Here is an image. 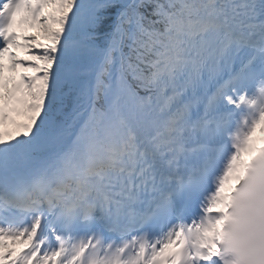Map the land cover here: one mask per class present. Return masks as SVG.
Listing matches in <instances>:
<instances>
[{
    "label": "snow or ice",
    "instance_id": "obj_1",
    "mask_svg": "<svg viewBox=\"0 0 264 264\" xmlns=\"http://www.w3.org/2000/svg\"><path fill=\"white\" fill-rule=\"evenodd\" d=\"M0 264H264V0H0Z\"/></svg>",
    "mask_w": 264,
    "mask_h": 264
}]
</instances>
